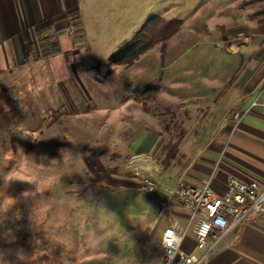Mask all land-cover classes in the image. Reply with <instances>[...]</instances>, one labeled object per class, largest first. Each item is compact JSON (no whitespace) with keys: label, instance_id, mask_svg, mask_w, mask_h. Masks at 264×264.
I'll return each mask as SVG.
<instances>
[{"label":"rangeland","instance_id":"1","mask_svg":"<svg viewBox=\"0 0 264 264\" xmlns=\"http://www.w3.org/2000/svg\"><path fill=\"white\" fill-rule=\"evenodd\" d=\"M171 2L165 11H138L132 26L105 28L109 34L87 28L82 37L72 26L48 35V46L55 43L59 52L44 58L46 46L36 59L34 51L28 73L14 76L15 89L0 92V264H139L149 246L161 244L156 235L146 246L138 243L159 192L144 191L142 169L131 171L130 163L149 158L155 169L148 178L168 184L192 152L194 131L162 103L146 108L159 113L158 130L139 124L132 120L139 114L124 116L133 107L126 102L165 103L167 91L196 84L208 94L222 92L208 98L225 105L238 82L250 87L264 72L259 53L246 52L236 64L226 48L223 33L232 21L244 22L243 10H218L215 0ZM153 17L182 23L164 58L158 46L132 69L109 67V58ZM124 31L133 35L124 40ZM263 89L264 82L256 92ZM122 133L123 149L116 137Z\"/></svg>","mask_w":264,"mask_h":264},{"label":"crops","instance_id":"2","mask_svg":"<svg viewBox=\"0 0 264 264\" xmlns=\"http://www.w3.org/2000/svg\"><path fill=\"white\" fill-rule=\"evenodd\" d=\"M181 1L197 4L200 0ZM215 3L219 4L218 10L229 7L245 12L244 22L232 21V27L223 33L231 61L237 64L239 57L249 51L259 53L264 58V0H215ZM172 6L175 5L171 0H0V92L15 89L14 76L28 73L26 70L34 51L38 54L36 59H40L39 51L47 48L45 38L48 35L53 39L54 35L69 31L72 26L79 27L78 33L82 37H86L87 28H100L97 36L102 33L109 34L105 28L132 26V18H137L138 11H165ZM142 24L143 20H140L138 26ZM132 35L131 31H124L122 38L125 40ZM52 39L47 40L50 42ZM41 40L43 48L38 46L37 50L34 49ZM255 74L253 68L249 70L248 79L250 76L254 78ZM177 87L176 94L167 91L165 103L159 100L154 104L152 99L150 105L144 108L142 103L135 100L124 101L133 106L124 116L139 114L137 119L132 120L139 124L148 122L158 130L159 113H154L153 108L152 112H148L146 108L157 107L162 103L172 111L178 121L184 122L185 131H194V134L189 135L191 140H188L192 152L180 167L179 173L186 183L198 188L209 184L218 195H224L232 182L246 185L257 183L264 187V116L261 108L253 105L261 92H256L255 89L238 104L249 88L238 82L230 103L217 106L216 101L212 103L208 97H220V91L213 95L208 94L202 86L200 88L196 84ZM159 90L162 91L161 88ZM158 96L164 94L160 93ZM117 114L121 121L122 111ZM108 118L110 116L107 112L104 115L106 122ZM128 123L129 121V129L135 131V126ZM216 130L218 133L214 138L197 152L198 146ZM123 134L115 135L119 137L118 147L122 149L127 146L126 141L121 139ZM131 137L132 144L138 140L139 134L135 133ZM112 147H115L114 142ZM15 150L13 147L12 151ZM142 153L143 150L130 154ZM140 187L143 189L142 184ZM158 198L160 199V194L156 201L155 198L152 200L150 219L138 242L141 246L148 245V241L155 235H148L146 243H143ZM166 214L171 217L177 233L185 234L182 250L192 254L195 238L190 230L188 214L174 200L168 201ZM155 244L149 246L147 254L142 256L139 264L163 263L162 242ZM208 264H264V215H252L224 236Z\"/></svg>","mask_w":264,"mask_h":264},{"label":"built area","instance_id":"3","mask_svg":"<svg viewBox=\"0 0 264 264\" xmlns=\"http://www.w3.org/2000/svg\"><path fill=\"white\" fill-rule=\"evenodd\" d=\"M253 105L261 108L264 116V89ZM152 165L149 158L135 157L129 169H142L143 179L140 177V180L144 191L160 194L143 243L150 234L161 238L162 264H208L224 236L252 215H264V187L257 183L232 182L224 195H218L209 184L194 187L181 176L168 184L162 183L156 175L148 178L147 170L155 169ZM169 200H174L188 214L190 230L195 238L192 254L182 250L185 234L177 233L171 217L166 214ZM161 205L163 209L159 212Z\"/></svg>","mask_w":264,"mask_h":264},{"label":"trees","instance_id":"4","mask_svg":"<svg viewBox=\"0 0 264 264\" xmlns=\"http://www.w3.org/2000/svg\"><path fill=\"white\" fill-rule=\"evenodd\" d=\"M182 28L180 21H168L158 17L149 19L141 30L120 50L113 54L108 60L109 67H122L129 69L135 65L144 55L156 47H160L161 57L166 54L167 43L172 40ZM48 50L44 52V58L59 52L58 47L54 43L48 46ZM43 44L40 48H43Z\"/></svg>","mask_w":264,"mask_h":264},{"label":"bare ground","instance_id":"5","mask_svg":"<svg viewBox=\"0 0 264 264\" xmlns=\"http://www.w3.org/2000/svg\"><path fill=\"white\" fill-rule=\"evenodd\" d=\"M263 82H264V72L257 78V80L255 82L252 83V85L248 88V90L245 92V94L241 97L238 104L243 102L249 96V94L251 92H253L257 87H259V85L262 84ZM218 130H220V128ZM218 130H216V132L212 133L210 135V137H208L204 141V143H202L200 146H198L197 152H200L203 149V147L206 145V143H208L210 140H212L214 138L215 134L218 133ZM141 179H143V177H141ZM163 205H161V210H159V212H162Z\"/></svg>","mask_w":264,"mask_h":264}]
</instances>
